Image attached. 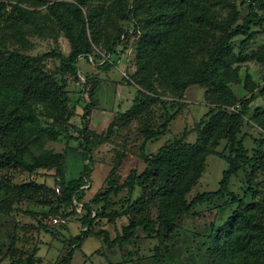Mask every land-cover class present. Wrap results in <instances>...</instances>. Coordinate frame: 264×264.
Masks as SVG:
<instances>
[{"label":"trees","instance_id":"trees-1","mask_svg":"<svg viewBox=\"0 0 264 264\" xmlns=\"http://www.w3.org/2000/svg\"><path fill=\"white\" fill-rule=\"evenodd\" d=\"M5 1L10 5L4 4V7L11 8L16 21L29 24L34 12L22 6L23 0ZM235 1L228 2L227 17L219 23L213 19L214 12L211 13L203 0H121V6L112 5V10L127 28H117L108 39L103 55L93 51L92 43L99 38V21L110 20L111 11L104 6L105 1L90 7L83 0H76L75 4L62 0L50 5L39 2L66 39L69 47L67 56L46 53L41 57L28 58L4 50V57L0 52V173L12 169L31 172L54 168L60 180L57 204L71 207L72 211L75 210L74 203L80 204L82 186L89 179L90 166L82 162H91V150L108 138V135L91 133L84 120L89 110L80 114L79 95L83 91V83L77 74V60L92 56L91 61L101 62L100 67L106 69L114 65L115 47L132 51L128 55L131 58L128 64L122 63V73L127 84L138 88L136 97L139 99L118 118L122 124L130 123L148 106L162 104L159 95L169 96L172 105L176 106V110L164 117L156 129L142 130L140 151L144 168L139 173L130 171L121 184L110 180L106 189L93 196L90 204H100L93 214L88 205H81L85 213L80 219V228L86 229L68 241L69 249L61 264H70L74 251L79 250L88 237H99L108 247H120L133 238L137 229H141L147 238L161 241L171 231L175 219L188 215L195 205L230 195V180L246 166H250L251 174L264 171V154L258 148L253 153L247 150L243 146L246 135H239L243 118L251 111L256 96L247 76L240 81L237 75L239 64L247 61L258 65L264 72V44L251 54L244 52L258 30L264 29V0H247L244 3L245 15L240 19ZM87 2L92 4L90 0ZM82 7L85 8V16H82ZM237 37L242 41L238 45L239 53L234 54L230 41ZM45 57L59 61L56 73L48 74L43 70L40 61ZM66 75L75 83L69 93L65 91ZM239 83L248 97L234 98L230 84ZM192 86L203 90V105L207 109L201 121L193 125L194 141L186 142L187 135L183 131L179 138L160 146L154 154L145 155L144 144L167 132L181 109L184 92ZM263 92L264 85L258 95ZM34 104L42 106L45 116L37 113ZM250 114L252 123L264 130V121L259 119L264 117V109L256 105ZM46 118H52L54 124L61 128L66 141L73 139L76 142V147L69 149L74 151L81 164L76 177L65 180L61 176L67 148L56 155L37 150L39 139L54 141L60 134L55 126L46 123ZM255 140L252 142L258 147ZM263 142L260 141L261 144ZM220 144L221 151L217 152ZM208 156L225 164L217 190L196 194L187 203L185 197L200 180ZM38 188L43 187L26 184L16 190L34 191ZM135 189L140 194L124 212L127 224L119 235L110 240L105 231L89 229L94 220L104 217L105 210L109 208V196L121 190L131 195ZM246 192L253 195L255 191L249 188ZM246 192L241 198L230 196L234 209L223 225L210 233V247L206 249L210 264H264L263 207L255 202L244 203ZM150 207L155 209V222L149 217ZM57 208L52 213L57 214ZM9 256L13 259L10 264L35 263L31 256L16 258L12 249Z\"/></svg>","mask_w":264,"mask_h":264},{"label":"rangeland","instance_id":"rangeland-1","mask_svg":"<svg viewBox=\"0 0 264 264\" xmlns=\"http://www.w3.org/2000/svg\"><path fill=\"white\" fill-rule=\"evenodd\" d=\"M55 1L23 0L22 6L34 12L29 19V24H24L16 21L15 13L11 11V8L4 7L6 1L0 0V5L3 6L0 8V52L4 57V50L28 58L41 57L46 53L67 56L69 47L66 39L55 20L48 17L44 7L39 4V2H45L50 5ZM62 1L76 3V0ZM84 1L88 7L105 1L104 6L111 11L109 21H99V38L96 43H92L93 51L103 55L108 39L116 33L117 28H127L126 23H121L112 10V5L121 6V0H90L92 4H89L88 0ZM229 1L233 0H203L211 9V13L214 12L213 19H217L219 23H223L224 18L227 17ZM246 1L234 2L239 19L245 15ZM6 5L10 4L7 2ZM80 10L82 16H85V8L82 7ZM88 34L89 31H87ZM128 39L131 40L130 35ZM240 41H242L241 37L230 41L234 54L239 53ZM262 44H264V29H259L244 52L251 54ZM115 51L117 56L113 67L106 69L100 67L101 62L91 61L92 56L86 59L79 58L76 62L77 74L83 83V91L79 95L80 114L89 110L84 120L91 133L108 135V138L105 143L91 150V162H82L83 165L90 166L89 179L82 186L80 204H73L74 213L71 207L57 204L60 180L55 175L54 168L36 169L31 172L12 169L0 173V202H3L0 206V264H10L13 261L9 256L11 249L15 251V257L18 259L31 256L35 260L34 264H61V260L69 249L68 241L86 229L80 228V219L85 213L81 210V205H88L93 214L99 209L100 204L93 205L90 202L95 194L109 186L110 180L118 185L125 180L130 171L139 173L144 168L140 151L144 135L142 130L156 129L164 117L176 110L169 96L159 95V101L162 104L148 106L130 123L122 124L118 118L136 104L139 98L136 97L138 88L127 84V79L123 78L122 73V63L124 61L126 64L128 59L131 60L128 55L132 51L127 48L122 49L120 46L115 47ZM40 64L48 74L56 73L59 67V61L56 58H41ZM128 71L131 73V70ZM237 75L240 81L246 75L248 84L254 88L253 95L256 96V100L251 104L250 110L252 111L256 105L264 109V92L258 95L264 85V72L258 65L247 61L239 64ZM74 85L72 77L66 75L65 91L71 92ZM230 89L235 99L248 97L240 83L230 84ZM202 92L203 90L197 86H192L184 92L182 106L177 116L169 124L164 135L144 144L145 155L154 154L160 146L179 138L183 131L187 135L186 142L194 141L193 125L201 121V117L207 110L203 105ZM34 107L37 113L45 116L41 105L34 104ZM251 111L243 118L239 135H246L243 146L248 148L247 150L253 153L258 148V151L264 154V142L260 143L264 140V130L252 123ZM74 119V121L77 120V118ZM259 119L264 121V117ZM45 121L55 126L60 134L54 141L39 139L37 150L56 155L67 148L65 161L61 167V176L65 180L76 177L80 173L81 164L74 151L69 150L76 147V142L73 139L66 141L63 131L54 124L52 118H46ZM253 139L258 142V147L257 143L252 142ZM221 148L222 144L216 148V151L220 152ZM223 154L226 155V153ZM224 169L225 164L221 160L208 156L200 180L186 195L185 201L188 203L196 194L217 190V182ZM250 169L249 165L246 166L230 180L228 187L230 195L195 205L188 215L176 218L171 231L163 236L161 241L147 238L141 229H137L133 238L120 247H108L101 238L88 237L83 240L79 250L74 251L70 264H210L206 253V249L210 247L209 235L223 225L234 209L235 204L230 203L231 195L241 198L247 189H253L254 194L246 192L247 197L243 201L247 204L259 203L263 207L264 217V171H253L251 174ZM26 184L43 188L34 191L16 190L17 187ZM55 189L58 190L57 193ZM139 194V190L135 189L131 195L121 190L109 196V208L105 210L104 217L94 220L89 229L93 232L105 231L110 240L119 235L121 228L127 224V217L123 214ZM54 208H57V214L52 213ZM149 217L155 222L156 212L153 207H150Z\"/></svg>","mask_w":264,"mask_h":264},{"label":"built area","instance_id":"built-area-1","mask_svg":"<svg viewBox=\"0 0 264 264\" xmlns=\"http://www.w3.org/2000/svg\"><path fill=\"white\" fill-rule=\"evenodd\" d=\"M55 192L57 193L58 192V190L57 189H55ZM54 222H55V220H53Z\"/></svg>","mask_w":264,"mask_h":264}]
</instances>
